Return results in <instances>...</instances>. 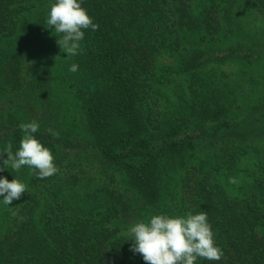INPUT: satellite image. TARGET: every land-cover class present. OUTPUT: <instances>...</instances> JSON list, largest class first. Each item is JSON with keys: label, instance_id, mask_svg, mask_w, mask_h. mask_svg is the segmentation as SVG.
I'll use <instances>...</instances> for the list:
<instances>
[{"label": "trees", "instance_id": "1", "mask_svg": "<svg viewBox=\"0 0 264 264\" xmlns=\"http://www.w3.org/2000/svg\"><path fill=\"white\" fill-rule=\"evenodd\" d=\"M53 3L0 0V152L36 121L59 169H25L0 264H146L130 226L201 210L224 256L195 264H264V0H82L75 56Z\"/></svg>", "mask_w": 264, "mask_h": 264}, {"label": "clouds", "instance_id": "2", "mask_svg": "<svg viewBox=\"0 0 264 264\" xmlns=\"http://www.w3.org/2000/svg\"><path fill=\"white\" fill-rule=\"evenodd\" d=\"M47 25L62 34L57 43L67 56H75L82 51L80 42L84 39V30L96 31L99 27L82 7V0H55L50 6ZM77 70L75 63L69 68L71 72ZM19 127L24 133L19 149L13 153L12 145L8 144L0 152V156L7 154V159L2 160L4 168L10 165L13 170L19 171L28 166L40 179L56 174L59 169L52 152L33 135L39 129L38 122L22 123ZM48 131L58 136L51 129ZM229 182L237 181L230 178ZM24 192L26 185L23 182L17 179L9 182L0 177V196H3L4 205L20 199ZM129 231L134 237L130 250L139 253L146 264H195L197 258L220 261L224 256L223 250L215 244V233L207 213L202 210L184 216L154 215L148 222L141 220L135 223Z\"/></svg>", "mask_w": 264, "mask_h": 264}, {"label": "rangeland", "instance_id": "3", "mask_svg": "<svg viewBox=\"0 0 264 264\" xmlns=\"http://www.w3.org/2000/svg\"><path fill=\"white\" fill-rule=\"evenodd\" d=\"M161 62H167V63H171V59L170 58H164L161 60ZM238 65L234 64V63H225L223 65H220V66H217L215 67V72L219 75V74H222V73H226V74H229L230 76L231 75H234V73H237L238 71ZM2 167L3 166H0V173L3 171L2 170ZM28 166H23L20 170H19V173L20 174V180H22L21 182H23L24 184L26 183L25 180H27V176H28V172L25 171V169H27ZM24 171V172H22ZM22 172V173H21ZM26 185V184H25ZM236 194V191H234V189H230L229 190V196L230 197H234ZM3 196H0V223H2V220L4 218V214L5 212L12 206L14 205L17 200H13L12 203L8 206L4 205L3 202ZM132 227V226H130ZM262 233V232H261ZM261 233H259L261 235ZM263 234V233H262Z\"/></svg>", "mask_w": 264, "mask_h": 264}]
</instances>
